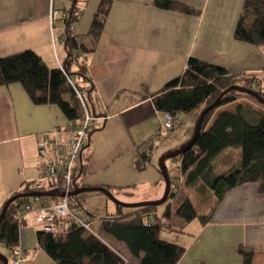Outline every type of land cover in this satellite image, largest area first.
<instances>
[{
    "label": "crops",
    "instance_id": "obj_1",
    "mask_svg": "<svg viewBox=\"0 0 264 264\" xmlns=\"http://www.w3.org/2000/svg\"><path fill=\"white\" fill-rule=\"evenodd\" d=\"M74 1L0 0V58L33 50L49 67L64 64L67 50L62 16ZM76 1L81 12L71 33L81 52L70 71L85 68L91 82L73 75L87 88L92 85L89 105L96 117L88 148L90 159L79 180L86 186L116 190L139 187L140 193L145 190L144 196L135 202L158 200L162 195L161 171L148 163L144 169L137 168L139 154L156 142L155 135L165 120L154 106L153 94L180 76L192 56L229 73L264 78V45L235 37L245 0H175L199 10V14L191 15L159 8L153 0H107L109 12L99 36L90 29L104 0ZM53 10L59 12L54 22ZM240 102L242 98L217 112ZM195 115L191 118L194 124L199 114L192 120ZM71 124L57 105L35 104L20 83L0 86V208L27 186L34 188L42 173L38 158L42 138L55 135L68 140L67 127ZM179 143L165 147L163 155L178 149ZM203 190L214 198L207 210H197L201 215L209 213L216 203L213 191L209 187ZM36 198L31 197L30 202L39 209L47 197ZM116 211L114 205L107 214ZM95 221L100 227L96 231L127 258L128 264H139L140 258L131 255L125 243L103 231L101 218ZM175 229H162L160 237L186 248L178 264H244L241 246L253 254V264H264L261 184L244 183L230 190L209 221L196 219ZM39 230L41 225L33 215L23 220L19 247L26 257L18 262L11 251L0 246L9 264H57L40 246Z\"/></svg>",
    "mask_w": 264,
    "mask_h": 264
},
{
    "label": "trees",
    "instance_id": "obj_2",
    "mask_svg": "<svg viewBox=\"0 0 264 264\" xmlns=\"http://www.w3.org/2000/svg\"><path fill=\"white\" fill-rule=\"evenodd\" d=\"M106 3L107 0L102 2L91 26L90 32L95 36L101 34L108 15L109 6ZM153 3L162 9L189 15L199 14V10L175 0H153ZM80 12L75 0L65 20L64 44L67 58L62 65L69 74H76L85 82H89L84 67L75 73L70 71L72 64L79 61L81 52L75 35L71 33L73 24L79 20ZM235 37L257 46L264 45V0H245ZM11 83H20L35 104L57 105L72 124L77 123L83 116L81 105L62 69L49 67L33 50L0 58V86ZM79 85L87 88L80 83ZM231 86L252 90L256 94L241 90L229 91L222 96L218 105L204 116L201 124H198V118L203 110ZM92 90L90 84L89 94ZM243 96L252 97L263 106V110L255 108L249 101H242L235 104L237 105L235 112L229 109L217 112L219 108L236 103ZM152 99L158 111L175 117L183 112L194 110L199 112L191 138L178 149L189 141L190 144L184 152L174 155L178 150L176 149L167 157L177 162L170 169L167 168L171 180L169 197L161 205L124 207L115 203L117 211L103 216L101 226L106 234L125 243L131 255L140 258L139 264H178L186 248L160 237L162 229L172 227L170 221L174 216L182 218L186 224L196 219L206 223L230 190L244 183L254 182L261 184V192L264 193V78L258 74L229 73L222 67L192 56L188 59L183 73L168 82L162 90L154 93ZM235 146L241 148L239 163L227 172L217 174L214 163L216 157L226 148ZM88 148L89 144L85 146L81 155L82 168L74 175V190L86 186L81 184L79 179L85 174L90 159ZM139 156L137 168L144 169L149 153L143 152ZM185 176L189 183L203 181V184L215 194L216 203L209 213L199 214L189 196L182 190L186 183ZM173 186L179 187V190L173 192ZM19 193L32 195L22 196L10 202L0 224V246L4 245L13 255L20 245L23 220L20 222L15 217L20 205L31 203V197L56 198L61 189L39 190L35 186L34 188L27 186ZM74 198L76 202L72 208L84 209L77 195ZM8 200L1 206L0 213ZM172 229L176 230L173 227ZM37 237L40 246L57 264H128L127 258L111 247L104 237L94 236L77 226H71L67 233L59 235L39 230ZM239 251L244 264H253L252 253L247 252L243 246ZM0 253L8 257L1 250ZM0 264H3L1 258Z\"/></svg>",
    "mask_w": 264,
    "mask_h": 264
},
{
    "label": "built area",
    "instance_id": "obj_3",
    "mask_svg": "<svg viewBox=\"0 0 264 264\" xmlns=\"http://www.w3.org/2000/svg\"><path fill=\"white\" fill-rule=\"evenodd\" d=\"M59 16V12L53 10L51 21L54 22ZM68 18V14L62 16V20ZM65 73L70 87L73 89L78 102L81 105L83 116L75 124L67 127L70 138L60 140L55 135L44 137L38 144V158L41 168V176L34 181L36 189H61V193L54 201L44 199L42 206L35 209L32 203L20 205L15 217L21 222L27 216L33 215L34 221L41 225V230L55 235L68 232L71 226L83 228L87 232L102 238L95 229L94 216L88 210H75L72 205L76 202L75 196L70 193L74 191V175L82 168V153L90 142L91 134L94 130L96 117L93 115L89 101L90 94L88 88L79 85L76 76L69 74L64 66H59ZM164 121L161 124L159 134H166L176 125V117L163 113ZM180 163V160H179ZM179 187L173 186L172 191L177 192ZM64 194V195H63ZM37 199V198H36ZM26 253L19 247L16 254V262L24 259Z\"/></svg>",
    "mask_w": 264,
    "mask_h": 264
},
{
    "label": "rangeland",
    "instance_id": "obj_4",
    "mask_svg": "<svg viewBox=\"0 0 264 264\" xmlns=\"http://www.w3.org/2000/svg\"><path fill=\"white\" fill-rule=\"evenodd\" d=\"M241 96V95H240ZM242 101H249L255 108L262 109L263 106H261L256 100H254L250 96H243L241 97ZM261 107V108H260ZM237 109V105L232 106L229 108L230 111L235 112ZM196 114V115H195ZM199 114L198 110H194L192 112H183L176 116L177 124L175 125V129L173 131H169L166 134L162 135H155L156 142L152 143V145L147 149L146 152L149 153L148 158V165H155L159 168V171H161V166L163 163V160L166 156H168L172 151H168V154L163 155L162 151L165 147L169 146L174 141L180 142L179 144H182L181 142H184V140H188L191 138L193 134V130L195 128V124L192 123L191 118L192 115H195L194 119L196 120V116ZM237 149V150H235ZM238 151V152H237ZM241 148L240 147H228L225 150H223L215 159V165H216V173L223 174L227 172L231 167H234L239 163V159L241 158ZM142 158V157H141ZM140 159V156H139ZM172 159H165V166L167 168L173 167L174 164H177V162L172 163ZM172 174V172H171ZM184 177V176H183ZM160 189L159 191L162 193L161 197L163 196L166 188V182L165 178L162 175L160 176ZM186 181V176H185ZM203 181H197L194 183H189L186 181L183 187L184 193H186L188 196L192 198L193 203L195 204L198 211H205L207 208L211 205V199L214 198V196H209L205 191L204 188H207L205 184H203ZM113 195L121 202L124 203H137L134 200L137 198H140L141 196H144L143 192L145 190H142L140 193L139 187L135 190H131L129 187L125 189H111L110 190ZM150 192V189H148ZM150 193H154L151 191ZM147 194V193H146ZM78 199L83 203L84 210H88L92 212L96 219H100L103 216L107 214V210L114 209L115 200L109 197L105 192L102 191H85L77 195ZM216 197V196H215ZM154 201V200H153ZM153 201H143V202H153ZM157 201V200H155ZM142 202V201H140ZM173 228H181V224H186L185 221L178 217L174 216L173 219L170 221ZM95 230H99L100 227L95 224ZM106 240V239H105ZM107 241V240H106ZM108 242V241H107Z\"/></svg>",
    "mask_w": 264,
    "mask_h": 264
},
{
    "label": "water",
    "instance_id": "obj_5",
    "mask_svg": "<svg viewBox=\"0 0 264 264\" xmlns=\"http://www.w3.org/2000/svg\"><path fill=\"white\" fill-rule=\"evenodd\" d=\"M231 90H241V91H244V92H247V93H250V94H256L255 91H252V90H248V89H244V88H240V87H237V86H231L229 87L226 91H224L223 94H221L217 99L216 101L211 104L210 106H208L206 109L203 110V112L200 114L199 118H198V124H201L204 116L209 112L211 111L212 109H214L220 99L222 98V96L226 93H228L229 91ZM191 141H189L185 146L181 147L180 149H178L177 151L174 152V155H178L182 152L185 151L186 147L190 144ZM170 156V155H168ZM166 156L165 159L168 157ZM165 159L163 160V163H162V166H161V172H162V175L163 177L165 178V182H166V188H165V192L162 196V198L158 199L157 201H153V202H137V203H124V202H121L119 201L114 195L113 193L106 187H93V186H85V187H80V188H76L74 191H72L70 194L73 195V196H76L82 192H85V191H102V192H105L109 197H111L112 199L115 200V203H118L124 207H140V206H146V205H161L163 204L164 202H166V200L168 199L169 197V194H170V188H171V180H170V177H169V174L167 172V167L165 166ZM32 194L31 193H17L15 195H13L12 197H10V199L6 202V204L4 205L1 213H0V224L3 220V217L5 215V212L7 210V206L10 202L22 197V196H31ZM64 195V194H63ZM0 258L3 259V264H9V260H8V257H5L3 256L2 253H0Z\"/></svg>",
    "mask_w": 264,
    "mask_h": 264
}]
</instances>
